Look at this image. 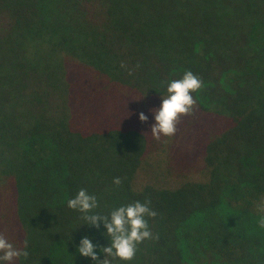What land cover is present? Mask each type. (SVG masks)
I'll return each instance as SVG.
<instances>
[{
	"label": "trees",
	"instance_id": "16d2710c",
	"mask_svg": "<svg viewBox=\"0 0 264 264\" xmlns=\"http://www.w3.org/2000/svg\"><path fill=\"white\" fill-rule=\"evenodd\" d=\"M185 71L203 86L178 123L206 99L231 122L200 132L194 157L138 118L155 123ZM81 188L90 214L157 213L158 239L112 264H264V0H0V233L29 252L12 264H97L77 251L85 236L104 259L103 222L67 207Z\"/></svg>",
	"mask_w": 264,
	"mask_h": 264
},
{
	"label": "clouds",
	"instance_id": "9594fccd",
	"mask_svg": "<svg viewBox=\"0 0 264 264\" xmlns=\"http://www.w3.org/2000/svg\"><path fill=\"white\" fill-rule=\"evenodd\" d=\"M121 67H124L122 64ZM131 74V72H129ZM202 81L191 71H185L180 79L171 80L167 83V95H161V104L158 108L150 109L154 116L151 127V134L155 140H160L161 136L170 137L177 131V123L181 116L193 114L196 106V100L192 93L197 92L202 87ZM140 121H146L148 118L143 113L138 114ZM113 184L119 186L121 179L116 177ZM150 201L144 203L135 201L128 205H123L111 211L109 216L99 214H90L98 207L95 195H90L81 188L73 198L67 200V207L83 213L82 219L85 224L99 227L98 221H102L106 229V236L109 238V244L101 247L105 253L103 260H98L94 245L87 236L82 237L77 251L84 257H90L97 264H112V260L119 259L130 261L134 258L137 245L147 239H158L149 229L145 217H155L157 213L149 207ZM257 212L264 214V198L257 205ZM260 226L264 227V216L260 219ZM28 242L24 241V247L18 248L3 234L0 233V264H12V261L18 258L27 259ZM112 258V259H109Z\"/></svg>",
	"mask_w": 264,
	"mask_h": 264
},
{
	"label": "rangeland",
	"instance_id": "374dc122",
	"mask_svg": "<svg viewBox=\"0 0 264 264\" xmlns=\"http://www.w3.org/2000/svg\"><path fill=\"white\" fill-rule=\"evenodd\" d=\"M216 46V45H214ZM220 87V86H218ZM217 92H220L216 89ZM211 94V93H210ZM215 96V92L212 94ZM124 97L129 101V103L135 104L136 98L131 95H124ZM82 99L84 102L77 104V108L80 112L84 114H92L98 110V112H104L105 108L96 105L97 110L94 109V100H86L84 97L77 98V101ZM93 102V103H92ZM206 104L210 105L206 110H198L197 115L189 118L188 120L183 121L184 126L178 123V128L174 136L170 138L171 143L174 145L177 144L176 147L183 148L187 151L188 155L195 156L194 151L199 149L198 139L199 133L206 130H220L226 127L230 122V120L225 116L227 114V110L223 106H219L218 104L206 99L204 101ZM260 102V100H258ZM257 102V103H258ZM218 105V106H217ZM216 109L218 112H216ZM133 118H128L126 120L129 121ZM146 128L148 127V131L151 130L152 123L149 120L145 121ZM152 136V135H151ZM153 140H155L152 137ZM167 140V139H166ZM158 148L162 149L159 143L157 144ZM156 147V146H155ZM165 148V147H164ZM198 164V163H197Z\"/></svg>",
	"mask_w": 264,
	"mask_h": 264
}]
</instances>
